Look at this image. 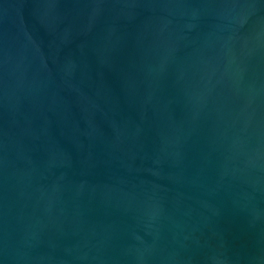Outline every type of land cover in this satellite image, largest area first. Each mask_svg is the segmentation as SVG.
Wrapping results in <instances>:
<instances>
[{
    "label": "water",
    "instance_id": "water-1",
    "mask_svg": "<svg viewBox=\"0 0 264 264\" xmlns=\"http://www.w3.org/2000/svg\"><path fill=\"white\" fill-rule=\"evenodd\" d=\"M0 264H264V0H0Z\"/></svg>",
    "mask_w": 264,
    "mask_h": 264
}]
</instances>
